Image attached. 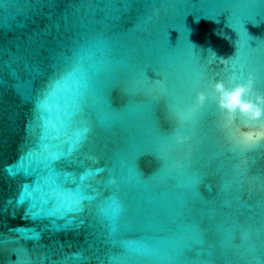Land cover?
I'll return each mask as SVG.
<instances>
[{
  "label": "water",
  "instance_id": "95a60500",
  "mask_svg": "<svg viewBox=\"0 0 264 264\" xmlns=\"http://www.w3.org/2000/svg\"><path fill=\"white\" fill-rule=\"evenodd\" d=\"M253 69L264 0H6L0 264H264V145L191 108L202 74Z\"/></svg>",
  "mask_w": 264,
  "mask_h": 264
},
{
  "label": "clouds",
  "instance_id": "9594fccd",
  "mask_svg": "<svg viewBox=\"0 0 264 264\" xmlns=\"http://www.w3.org/2000/svg\"><path fill=\"white\" fill-rule=\"evenodd\" d=\"M230 60L228 57L217 59L216 54L210 52L206 65L218 63L230 67ZM198 83L191 108H203L213 96L218 109L217 127L225 142L244 149L264 145V88L257 86L254 69L248 70L246 75L229 71L226 75L209 77L205 73ZM188 139L181 128H176L170 136L174 144H183ZM242 179L255 189H264V174Z\"/></svg>",
  "mask_w": 264,
  "mask_h": 264
},
{
  "label": "snow or ice",
  "instance_id": "6c2138e0",
  "mask_svg": "<svg viewBox=\"0 0 264 264\" xmlns=\"http://www.w3.org/2000/svg\"><path fill=\"white\" fill-rule=\"evenodd\" d=\"M5 2H6V0H0V6H3ZM240 23H243V21H241ZM6 170L9 171L11 174L15 175L16 174V171H17V168H16V166H12V167H9ZM19 170H23V168L22 167H19ZM186 251L187 252H191L192 250H186Z\"/></svg>",
  "mask_w": 264,
  "mask_h": 264
}]
</instances>
